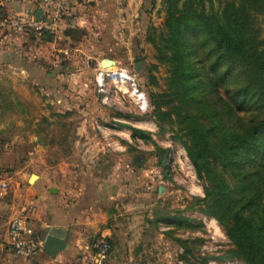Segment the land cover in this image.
<instances>
[{"label": "rangeland", "instance_id": "rangeland-1", "mask_svg": "<svg viewBox=\"0 0 264 264\" xmlns=\"http://www.w3.org/2000/svg\"><path fill=\"white\" fill-rule=\"evenodd\" d=\"M172 1L88 2L86 6L94 11L89 29L77 26L64 31H75V43L82 45L83 51L78 59L82 70L79 84L57 83L54 79L44 82L46 77L39 69L42 66L37 65L38 58H33L31 62L37 70H34V82L27 89L28 85L17 79V75L23 77L24 74L4 64L0 72V77L5 80L0 83V156L9 154L11 162L0 167V176L25 171L28 177L41 173L52 177L63 162L69 163L71 170H81L83 155L91 154L85 142H92L103 148L98 155L101 160L94 169H98L95 177L104 179L109 175L108 168L116 156L126 152L124 142L137 152L133 155L139 159H148V154L152 153L148 146H154L155 152L158 149L165 155L162 160L158 155L160 160L156 165L161 166L159 172L152 170L156 165L151 162L144 168L151 171L145 173L143 179L155 181V186L151 185L154 188L150 195L145 196L142 223L136 224L137 220L129 215L128 226L115 238L109 264H226L229 261L248 264L234 254L235 246L220 220L204 211L206 189L212 187L207 171L221 168L228 172L227 175L252 176L249 178L256 177L252 174H259L263 199L246 213L254 223H258L264 210V163L256 157V150L240 156L242 169L237 166L234 170L235 165L229 157L228 165L213 162L210 157L204 162L207 168L201 164L200 173L190 157L189 147L194 144L193 125L208 130L216 146L227 143L228 140H221V136L255 129V125L264 119V101L256 95L240 96L238 89L246 82L234 60L203 34L191 33V30L181 39V50L188 53L182 64L184 81L177 79L182 75H177L176 63L168 58L173 48L168 19L170 14L176 13ZM186 1L181 0L179 7L182 8ZM224 8L225 5L217 0L205 1L208 14H222ZM37 9L29 18L11 17L33 20L37 17ZM249 16L250 23L260 32L264 47V15H251L249 12ZM70 17L79 22L72 15ZM9 18H1L0 21ZM0 30L3 37L26 34L31 40H36V35L41 38L29 27L24 33ZM105 59L114 61V65L105 68L102 65ZM55 61L65 65L70 58L62 54ZM40 63H44L42 68L46 71L49 64L44 59ZM112 69H123L136 77L139 88L151 103L148 114L138 112L129 97L127 85L117 88L106 80L105 87L101 88L97 80L99 72ZM44 89L48 90L47 94ZM110 93L114 96L109 99ZM65 96L72 99L61 101ZM157 106L166 114L164 120L159 119ZM104 109L114 117L101 116ZM116 118L119 120L115 121ZM84 123L89 127L88 133L79 132L78 128ZM98 125L108 132L107 136ZM134 130L144 133L145 137H135ZM105 138L118 141L123 148L109 147ZM137 139L143 142V148L138 147ZM258 143L264 145V133ZM179 150L187 153L196 170L200 194H191L181 183L179 173L172 168V152ZM205 218L215 221L217 227L207 229Z\"/></svg>", "mask_w": 264, "mask_h": 264}, {"label": "crops", "instance_id": "crops-1", "mask_svg": "<svg viewBox=\"0 0 264 264\" xmlns=\"http://www.w3.org/2000/svg\"><path fill=\"white\" fill-rule=\"evenodd\" d=\"M91 1L94 0H68L71 15L79 21L74 22L70 17L75 27L89 29L94 11L86 5ZM37 8L41 10L39 0H0V19L13 18L11 16L29 18ZM67 22L68 20L63 23L60 30H47L51 34L48 41L41 40L37 35L34 37L36 40H31L26 34L21 36L7 34L3 37L4 34L0 30V72L2 68L8 66L24 74L23 77L17 75V79L22 80L29 89L36 75L34 70H37L31 60L38 58L37 65L41 64L43 67L44 63H40L42 59L49 64L46 71L39 67L44 74L43 77H46L44 82L54 79L57 83L67 82L69 85L81 83L82 75L79 73L82 70L79 68L78 59L83 51L82 45L75 43L76 40L65 34V29L69 28ZM26 49L29 50L25 51ZM62 54L70 58L68 64H59L55 61V58ZM3 59L8 61L2 62ZM3 81L5 80L0 77V83ZM43 92L47 94L48 90L44 89ZM71 99L65 96L61 101ZM101 116L114 117L105 109ZM78 129L80 133H88L89 127L84 123ZM85 146L90 147L91 154L83 155L84 166L81 170H71L70 164L63 162L52 177L42 173L35 174L37 179L32 180L34 183H31L32 175L28 177L25 171L0 176V264H90L91 244L100 237H107L111 241L109 264L115 238L128 226L129 215L132 214L137 220L136 224L142 223L140 220L144 213L145 196L150 195L155 186V181L143 179L144 174L151 171L144 168L147 163L156 165L162 159H159L154 146H148V151L152 152L148 154V159L142 157L139 159L133 155L137 152L124 142L126 152L116 156V160L108 168L109 175L104 179H97L95 171L98 169H94V165L101 160L98 155L103 152V148L92 142H85ZM137 161L140 164H137ZM10 162L9 154L0 156L1 168ZM85 167L86 169H83ZM159 168L161 166L156 165L152 170L159 172ZM148 176L155 179L152 175ZM18 217L25 219V238L42 243V250L33 259L20 257L7 246L9 223ZM48 231L63 235L67 243L66 249L54 259L43 250L42 237Z\"/></svg>", "mask_w": 264, "mask_h": 264}, {"label": "trees", "instance_id": "trees-1", "mask_svg": "<svg viewBox=\"0 0 264 264\" xmlns=\"http://www.w3.org/2000/svg\"><path fill=\"white\" fill-rule=\"evenodd\" d=\"M205 1L187 0L182 4V8L179 7L181 0L172 1L176 13L170 14L168 19V27L171 29L169 39L173 45L168 58L176 63L177 75H182L177 79L184 81L185 72L182 71V64L185 62L184 56L188 53L181 50V39L183 34L191 30V33L203 34L208 41L215 44L217 49L234 60L238 72L246 82L241 89H238L240 96L256 95L264 101L263 41L260 32L249 20L251 17L249 12L251 15H264V0H234V2L217 0L225 5L222 14L206 13ZM199 8L202 10L199 11ZM74 33L73 30L65 32L67 36L76 40ZM50 37V32L45 31L40 39L48 41ZM156 109L159 110V119L164 120L166 114L160 110V106ZM263 128L264 119L255 125V129L221 136V140L228 141L216 146L217 143L211 141L208 130L193 125L191 131L194 134V144L189 147L190 157L200 173L201 164L207 168L204 162L210 157L213 162L222 165H228L229 157L235 165L234 170L237 166L242 169L240 156L244 157L256 150V157L264 163V145L258 143L264 133ZM133 132L135 137H145L144 133L138 130ZM164 153L156 149V154L161 155L162 159ZM227 173L221 168L208 169L207 174L212 180V187L206 189L204 211L220 220L235 246V255L248 264H264V210L261 211L258 223H254L251 217L246 215L247 211L252 210L250 208L258 206L263 199L261 178L259 174H252L256 177L249 178L252 176L241 177L240 174L227 175Z\"/></svg>", "mask_w": 264, "mask_h": 264}, {"label": "built area", "instance_id": "built-area-1", "mask_svg": "<svg viewBox=\"0 0 264 264\" xmlns=\"http://www.w3.org/2000/svg\"><path fill=\"white\" fill-rule=\"evenodd\" d=\"M41 4L42 17L40 19H17L9 18L0 21V28L5 30L14 31L16 33H24L27 31L28 27L32 28L35 33L39 36L47 30L53 29L54 31L60 30V27L67 20V27H75L74 22L70 20V8L68 5V0H39ZM69 24V25H68ZM97 80L101 88H104L107 80L111 84L118 86L127 85L129 89V97L132 99L136 109L139 113L146 115L151 110V103L147 94L139 88L137 84V79L134 75H130L123 69H112V71H100ZM109 99L113 98L114 95L111 93L108 95ZM118 121L119 119H114ZM99 130L104 133V136L108 134L106 130L98 125ZM106 139V138H105ZM108 141V139H106ZM108 146L114 149L123 148L122 144L118 141H113L109 139ZM133 142V140H131ZM138 147L143 148V142L137 139ZM171 165L174 171L179 173L181 183L185 185L191 192V194H200L201 191L198 189L196 184L198 181L196 170L187 157V153L181 150L177 152H172ZM204 223L207 229L217 227L215 221H208L204 219ZM25 231V219L23 217H18L12 220L8 226V243L11 249H13L17 255L26 259L35 258L38 253L42 250V243L33 239H26L24 235ZM91 259L90 264H108V260L112 251V244L107 237H100L95 239L91 244ZM226 264H242L237 261H229Z\"/></svg>", "mask_w": 264, "mask_h": 264}, {"label": "water", "instance_id": "water-1", "mask_svg": "<svg viewBox=\"0 0 264 264\" xmlns=\"http://www.w3.org/2000/svg\"><path fill=\"white\" fill-rule=\"evenodd\" d=\"M41 17H42V10H39L36 18L40 19ZM114 63L115 62L112 60L105 59L103 60L102 65L105 68H109L112 67ZM137 164H139V161H137ZM33 179L36 180L37 176L32 175L31 181ZM42 240L44 241V247H43L44 252L52 259L56 258L60 252L66 249L67 246L66 239L63 235H59L56 233H49V231L45 236L42 237Z\"/></svg>", "mask_w": 264, "mask_h": 264}]
</instances>
